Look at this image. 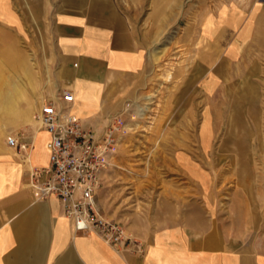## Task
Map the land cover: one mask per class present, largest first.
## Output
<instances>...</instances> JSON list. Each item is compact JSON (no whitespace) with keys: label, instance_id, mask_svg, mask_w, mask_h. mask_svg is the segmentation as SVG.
Masks as SVG:
<instances>
[{"label":"crops","instance_id":"obj_1","mask_svg":"<svg viewBox=\"0 0 264 264\" xmlns=\"http://www.w3.org/2000/svg\"><path fill=\"white\" fill-rule=\"evenodd\" d=\"M113 5L110 0H0V63L28 74L35 57L43 75L35 99L28 82L25 97H18L13 83L15 109L4 118L0 113V122L11 123L9 130H0V264H264V242L252 237L257 230L248 226L250 213L210 211L208 170L191 156L211 151L208 110H203L197 146L184 143L164 151L182 178L170 179L169 189L155 185L152 215L133 214L126 223L141 250H117L95 233L75 231L57 198L34 196L30 175L48 165L50 151L49 135L32 120L34 109L47 99L63 107L57 98L69 91L74 101L67 109L98 128L145 90L149 56ZM215 5L197 14L199 32L185 37L191 42L188 53H196L191 72L199 75L203 104L222 90L221 61L233 63L244 54L236 45L240 29L256 13L264 23V0H218ZM230 5H241L247 14ZM24 127L29 149L10 147L7 138L19 137L17 128ZM191 183L197 185V199L186 190Z\"/></svg>","mask_w":264,"mask_h":264},{"label":"rangeland","instance_id":"obj_2","mask_svg":"<svg viewBox=\"0 0 264 264\" xmlns=\"http://www.w3.org/2000/svg\"><path fill=\"white\" fill-rule=\"evenodd\" d=\"M110 1L125 16L149 56L150 75L142 96L120 113L126 132L97 194L101 214L125 226L133 214L152 215L155 185L169 189L170 185H165L170 179L182 178L165 149L184 143L197 146L203 110H208L211 151L191 156L194 163H203L208 170L210 211L220 216H230L235 210L250 213L248 226L257 230L252 237L264 242V23H259L256 13L240 29L236 45L244 54L233 63L221 61L222 90L203 104L199 75L191 72L196 53H188L191 42L185 37L192 39L199 32L197 14L203 8L217 7L218 0ZM230 6L247 14L241 5ZM227 40L226 36L224 43ZM29 63L28 74L0 63L3 118L15 109L10 104L13 83L18 85V97H25V82L32 87L34 99L42 91V63L35 57ZM10 125L1 121L0 130H9ZM25 128H17L20 138L24 139ZM191 184L186 190L197 199V185Z\"/></svg>","mask_w":264,"mask_h":264},{"label":"built area","instance_id":"obj_3","mask_svg":"<svg viewBox=\"0 0 264 264\" xmlns=\"http://www.w3.org/2000/svg\"><path fill=\"white\" fill-rule=\"evenodd\" d=\"M56 100L42 102L33 114V121L50 137L48 165L35 168L30 175V188L37 199L57 198L65 216L77 232H92L117 250L137 248L140 242L126 226L105 218L97 206V194L103 176L113 166L125 124L120 115H112L94 128L71 113L67 107L74 101L69 91H62ZM10 147L27 150L30 143L18 136L7 138Z\"/></svg>","mask_w":264,"mask_h":264},{"label":"bare ground","instance_id":"obj_4","mask_svg":"<svg viewBox=\"0 0 264 264\" xmlns=\"http://www.w3.org/2000/svg\"><path fill=\"white\" fill-rule=\"evenodd\" d=\"M33 120V119H32ZM34 122V121H33Z\"/></svg>","mask_w":264,"mask_h":264}]
</instances>
